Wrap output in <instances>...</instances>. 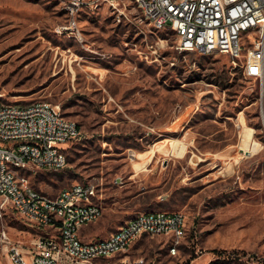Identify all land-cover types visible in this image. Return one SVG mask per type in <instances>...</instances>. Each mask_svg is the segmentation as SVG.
<instances>
[{
    "label": "rangeland",
    "instance_id": "rangeland-1",
    "mask_svg": "<svg viewBox=\"0 0 264 264\" xmlns=\"http://www.w3.org/2000/svg\"><path fill=\"white\" fill-rule=\"evenodd\" d=\"M67 24L63 0H0V100L57 104L80 131L62 145V168L18 172L51 195L94 182L103 212L81 228L85 239L138 212H183L176 253L172 235L161 233L134 241L130 258L264 264V93L257 80L224 54L177 49L175 32L153 27L132 0L83 5L78 36L56 30ZM241 123L259 144L250 155L239 147ZM173 139L186 141L181 156L158 146ZM40 233L3 208L0 264H11L10 243L28 249Z\"/></svg>",
    "mask_w": 264,
    "mask_h": 264
},
{
    "label": "built area",
    "instance_id": "built-area-1",
    "mask_svg": "<svg viewBox=\"0 0 264 264\" xmlns=\"http://www.w3.org/2000/svg\"><path fill=\"white\" fill-rule=\"evenodd\" d=\"M63 1L68 24L56 30L71 29L78 36L75 15L83 5L91 6L93 1L114 5L116 0ZM134 4L144 19H154L162 28L176 26L177 49L226 55L244 75L255 78L264 93V0H134ZM58 108L46 100L25 104L0 100V214L9 206L43 231L28 249L10 243L9 262L156 264L150 258L126 255L138 238L156 235V227L175 228V236L170 237L177 249L183 237L178 232L181 211L138 212L129 217V225H119L97 237L96 245H86L81 228L103 212L98 186L86 181V186L71 184L51 195L33 187L28 177L18 176V165H29L35 172L66 164L62 145L80 131L73 120L58 115ZM16 178H23V188H16Z\"/></svg>",
    "mask_w": 264,
    "mask_h": 264
},
{
    "label": "bare ground",
    "instance_id": "bare-ground-1",
    "mask_svg": "<svg viewBox=\"0 0 264 264\" xmlns=\"http://www.w3.org/2000/svg\"><path fill=\"white\" fill-rule=\"evenodd\" d=\"M134 2V0H132ZM139 2L142 3H149L150 0H139ZM101 1H93L91 2V6L93 5H98L101 4ZM149 21V23L157 28V29H171L176 33V26L175 25H167L164 26V28L161 27V25H156L154 19H147ZM200 52L202 53H210L213 52V50H200ZM58 115H62L58 109ZM241 140L239 143V147L242 150V153L245 155H250L251 153H254V151H256V149L259 147V144L254 141L253 139H251V129L244 125V123H241ZM172 139V138H171ZM167 145H165L164 143L158 144L159 148L161 149L162 152L165 153H169V154H173V155H177V156H181V154L184 153L185 148H186V141H180V140H167ZM148 152V151H146ZM132 157L135 155L136 157H139L141 154L138 152H134L133 154H131ZM21 168H30L29 165H18V170ZM61 167H50L48 169H60ZM145 168H143L140 171H144ZM139 171V172H140ZM138 172V173H139ZM18 176L20 177H26L24 174H20L18 172ZM73 185H78V186H86V182H76L73 183ZM16 188H23V178H16ZM157 213V211H148V212H142V214H155ZM97 217H93V220H95ZM184 222H185V216L182 213V217L178 219V232L179 235L183 234V226H184ZM121 225H129V218H127L126 220H124V222ZM161 233H170L172 236H175V228H167V227H156V234H161ZM86 245H96V238H92V239H86ZM173 250V254L176 253L177 249H173V245L170 248V251Z\"/></svg>",
    "mask_w": 264,
    "mask_h": 264
},
{
    "label": "crops",
    "instance_id": "crops-1",
    "mask_svg": "<svg viewBox=\"0 0 264 264\" xmlns=\"http://www.w3.org/2000/svg\"><path fill=\"white\" fill-rule=\"evenodd\" d=\"M153 156H154V154H153ZM153 156H151V157L153 158ZM151 157H150V158H151ZM150 158H149V159H150ZM152 158H151V159H152ZM147 162H148V161H147ZM146 164H147V163H146ZM132 168H133V167H132ZM133 171H134V170H133Z\"/></svg>",
    "mask_w": 264,
    "mask_h": 264
}]
</instances>
